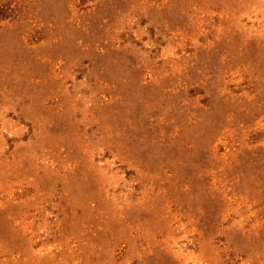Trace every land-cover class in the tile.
Segmentation results:
<instances>
[{
	"label": "rangeland",
	"instance_id": "374dc122",
	"mask_svg": "<svg viewBox=\"0 0 264 264\" xmlns=\"http://www.w3.org/2000/svg\"><path fill=\"white\" fill-rule=\"evenodd\" d=\"M0 264H264V0H0Z\"/></svg>",
	"mask_w": 264,
	"mask_h": 264
}]
</instances>
